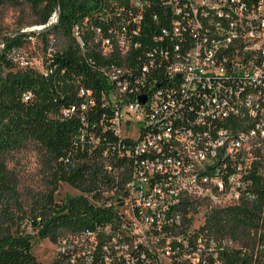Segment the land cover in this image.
I'll return each instance as SVG.
<instances>
[{
    "label": "built area",
    "instance_id": "obj_1",
    "mask_svg": "<svg viewBox=\"0 0 264 264\" xmlns=\"http://www.w3.org/2000/svg\"><path fill=\"white\" fill-rule=\"evenodd\" d=\"M113 12L72 28L97 87L61 109L82 121L75 149L97 175L88 199L108 210L60 235L41 264H226L232 241L206 221L263 182L264 0Z\"/></svg>",
    "mask_w": 264,
    "mask_h": 264
},
{
    "label": "trees",
    "instance_id": "obj_2",
    "mask_svg": "<svg viewBox=\"0 0 264 264\" xmlns=\"http://www.w3.org/2000/svg\"><path fill=\"white\" fill-rule=\"evenodd\" d=\"M23 3L33 10L37 24H47L55 13L56 20L42 35L59 33L67 41L61 49L48 53L43 72L28 65L16 67L12 59L6 57V51L18 45L26 35L7 39L0 49L3 52L0 55V207H5V220L9 223L0 226V264H41L32 252L30 234L18 229L15 217L7 210L18 204L16 179L6 166L7 155L12 151L35 144L53 163L49 165L52 186L27 221L39 238L55 242L60 235L91 223L99 210H108L91 204L88 199L90 194L98 195L97 175L92 172L95 160L90 157L81 161L83 155L75 149L82 121L79 116L62 115L61 109L78 100L79 86L97 87L95 72L85 62L72 35L74 25H82L87 19V23L106 26L112 23L107 16L118 15L113 11L130 7V0H0V7ZM26 92L32 93L27 100L23 98ZM97 112H101V108H97ZM262 178V184L254 189L257 195L254 201L243 200L227 208H217L206 221L218 240L226 237L241 243L233 247L232 242L226 264H264L259 253L252 249L254 242L259 243L264 256V174ZM60 180L72 185L78 193L55 200L53 192ZM13 226H16L14 230ZM246 241H250L252 247L245 244Z\"/></svg>",
    "mask_w": 264,
    "mask_h": 264
},
{
    "label": "rangeland",
    "instance_id": "obj_3",
    "mask_svg": "<svg viewBox=\"0 0 264 264\" xmlns=\"http://www.w3.org/2000/svg\"><path fill=\"white\" fill-rule=\"evenodd\" d=\"M56 18V14L53 13L47 24H37L35 23L36 15L26 3L17 6L6 4L0 7V39L8 35H12L11 37L26 35L18 45L11 46L6 51V57L12 59L16 67H21L26 62L28 66L39 72L45 71V58L48 53L61 49L67 41L59 33L42 35L45 31H39L45 25L53 23ZM2 48L3 44L0 43V49ZM2 54L3 52L0 51L1 56ZM52 164L48 161L43 149L35 144L12 151L6 159V166L16 179L18 198V204L7 207V210L15 217L16 224H19L18 229L30 234L32 252L41 262L50 259L53 242L48 238H39L27 221L30 219L31 211L37 209L43 194L49 192L52 186L49 174V165ZM56 186L53 192L55 200L65 199L78 193L72 185L61 180L56 183ZM5 214V207H0V226L4 227L9 224L5 220ZM15 228L16 226H13L12 229ZM232 242L233 247H239L241 244ZM245 244L252 247L250 241H246ZM252 249L255 253H259L260 259L264 261L263 250L260 251L261 245L254 242Z\"/></svg>",
    "mask_w": 264,
    "mask_h": 264
},
{
    "label": "water",
    "instance_id": "obj_4",
    "mask_svg": "<svg viewBox=\"0 0 264 264\" xmlns=\"http://www.w3.org/2000/svg\"><path fill=\"white\" fill-rule=\"evenodd\" d=\"M56 5H57V9H58V12H59V6H58V3L56 2ZM51 28V24H48V25H45L44 28H40L39 31H47L48 29ZM19 34V33H18ZM12 35H8V36H5L3 38L0 39V43H3L4 41H6L7 39H9ZM139 100L142 102H144L145 100V96H140L139 97Z\"/></svg>",
    "mask_w": 264,
    "mask_h": 264
}]
</instances>
